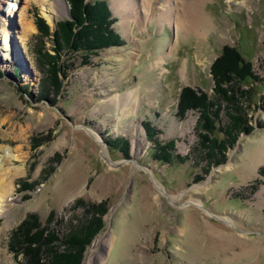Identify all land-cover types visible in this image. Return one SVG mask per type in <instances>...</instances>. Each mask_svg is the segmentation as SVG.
Returning <instances> with one entry per match:
<instances>
[{"label":"rangeland","instance_id":"obj_1","mask_svg":"<svg viewBox=\"0 0 264 264\" xmlns=\"http://www.w3.org/2000/svg\"><path fill=\"white\" fill-rule=\"evenodd\" d=\"M56 1L0 0V148L21 171L0 264H44L53 251H78L77 264H264V0H104L118 41L88 52L69 47L71 0ZM196 9L209 22L201 38ZM229 50L254 76L235 78L247 120L233 127L217 97L218 120L202 129L197 109L177 113L180 94L212 100L210 66ZM40 233L54 237L28 241Z\"/></svg>","mask_w":264,"mask_h":264},{"label":"trees","instance_id":"obj_2","mask_svg":"<svg viewBox=\"0 0 264 264\" xmlns=\"http://www.w3.org/2000/svg\"><path fill=\"white\" fill-rule=\"evenodd\" d=\"M71 11L70 18L71 21L65 24V28L68 29V38L69 47L75 51L82 50L83 52H88L93 49H98L107 45L115 44L118 39L117 36L110 31L108 25L110 20L108 19V11L106 9V3L104 0H71ZM83 21L86 24H83ZM72 26V27H71ZM61 47L58 43L55 44L53 49L58 52V49ZM81 62H87L86 56L82 54ZM54 59V57H52ZM49 64L51 79L57 82L56 74L62 72L64 65H59L56 60L51 61ZM238 64L240 66H238ZM72 66V65H71ZM70 66V67H71ZM68 66H65V68ZM210 73L212 77V91L213 99H209L208 95L202 90H193L191 88H183L180 98L177 105V113L182 114L186 108L197 109L198 110V120H202L203 124L200 126L204 129L206 126L205 122L208 124L211 123V126L208 125L207 128L212 129L214 120H218V112L220 105L217 102V97L224 100L226 103L231 105L230 109L226 105L225 114L227 115L228 120H232L231 124L234 127L236 123L242 124L240 121L247 120L246 118H240L239 114L240 106L236 104L237 96L234 95L236 87L235 78H237L241 83H248V80L253 78L252 74L249 72L247 64H242L241 57L238 52L234 50H229L227 52H222L217 58L214 59L210 66ZM237 76V77H236ZM222 84L227 85L224 88ZM245 90H242L240 93H244ZM215 99V100H214ZM217 100V101H216ZM243 116V115H242ZM243 123L242 125H244ZM147 137H151V127L148 123L143 124ZM246 126V125H245ZM204 127V128H203ZM233 139V137H231ZM157 148V147H156ZM168 152V149L171 148V141L161 145L159 149ZM164 159H168V154H165ZM54 236L48 234V237L40 234H36V238L28 236V241H37L44 240V242H49ZM74 238V237H73ZM87 238V239H86ZM75 240V239H74ZM81 244H86L88 241V235L85 231L80 237ZM85 242V243H84ZM83 244L80 249L83 247ZM39 248V247H38ZM78 252V251H77ZM76 251L68 256L66 253H59L56 255V252L53 251L50 261L46 264H77L79 261V253ZM66 254L65 256H63ZM44 263V264H45Z\"/></svg>","mask_w":264,"mask_h":264},{"label":"bare ground","instance_id":"obj_3","mask_svg":"<svg viewBox=\"0 0 264 264\" xmlns=\"http://www.w3.org/2000/svg\"><path fill=\"white\" fill-rule=\"evenodd\" d=\"M29 1L36 2V3L40 4V5H42V4L44 5L45 2H47V0H29ZM60 1L59 0L56 1L55 4L53 2L51 4L50 8L53 5V8L55 9L56 8V4H60L59 6H61V2ZM122 1H124V0H122ZM132 2H133V4L135 3L134 1H132ZM132 2H130V4L128 6H126L127 7L126 10L129 11L131 14H132V12L133 13L137 12L135 10V8L133 7ZM168 3H169L170 6L172 5L171 0H168ZM122 5L123 4H121V6ZM18 8H15V10L17 9L16 10L17 12L19 10ZM156 9L154 10V12H156ZM147 11H149V9H147V8L145 10H143V12H145V14L147 13ZM19 17L22 18V22H20V23L23 25V36H26L29 31H32L34 29L33 25H31L29 22H27V20L25 18H23L22 15H20ZM190 21H191V24H192L191 27H194V31H195L196 35L199 38H201L203 33H205L207 31L208 25H209L208 24L209 22L207 21L206 17L203 16V14L200 12V10L196 9V11L194 12V17L191 18ZM125 22H127V21H123L122 23H125ZM14 49H16V46H14ZM17 56L19 57L17 51L14 50L13 51V58L15 59ZM127 99H126V101H127ZM131 99L132 98H130V100ZM127 103H129V102H127ZM96 139H97V137H96ZM97 140H98V142H100L99 139H97ZM0 153L2 154V157H1V160H0V217H1L5 213V207H7L5 205L6 201L9 200V196H11V194L14 191V187H15L14 186V180H15V177H17L20 174L21 171H19V169L15 168V167H11L13 162L17 161V159H19L18 154L17 155L12 154L11 153V149L8 148V147H1L0 148ZM6 165H8V166H6ZM103 239H104L103 237L102 238L100 237L98 239V242L108 245V244L111 243V240H112L111 236H109L106 240H103ZM104 247L106 248V246H104Z\"/></svg>","mask_w":264,"mask_h":264}]
</instances>
